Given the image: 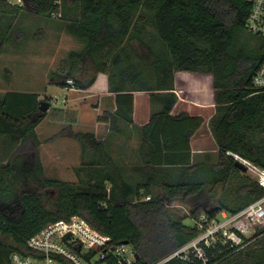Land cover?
Returning a JSON list of instances; mask_svg holds the SVG:
<instances>
[{
	"label": "trees",
	"instance_id": "16d2710c",
	"mask_svg": "<svg viewBox=\"0 0 264 264\" xmlns=\"http://www.w3.org/2000/svg\"><path fill=\"white\" fill-rule=\"evenodd\" d=\"M250 10V0H0V56L7 43L27 39L26 29L13 24L23 13L46 19L59 14L63 28L86 42L83 50L70 53L65 73H54L50 82L88 89L100 72L107 73L109 90L116 93L117 108L105 118L112 132L121 131L120 120L133 123L134 91H149L159 105L140 129L135 148L140 163L129 169L136 178L94 132L62 130L80 142L81 164L90 168L93 179L79 184L45 176L36 128L47 111H40L39 94L7 92L0 100V135L19 144L0 167V264H11L12 253L27 249L28 240L48 224L73 216L115 243L127 241L142 264H158L199 235L186 218L235 213L264 196L256 180L244 178L235 191L224 188L218 205L212 203L232 172H242L235 155L264 168V91L253 86L264 39L252 43L244 34L258 36L245 28ZM177 71L213 76L215 106L222 114L213 129L214 163L193 158L192 137L204 117L172 113ZM175 201L188 204L190 216H176L170 209ZM204 250L206 264H218L244 249L217 244ZM162 264L203 262L175 257Z\"/></svg>",
	"mask_w": 264,
	"mask_h": 264
},
{
	"label": "rangeland",
	"instance_id": "374dc122",
	"mask_svg": "<svg viewBox=\"0 0 264 264\" xmlns=\"http://www.w3.org/2000/svg\"><path fill=\"white\" fill-rule=\"evenodd\" d=\"M12 1L14 3L19 2L17 0ZM13 22L15 26L19 24L28 32L27 41L22 50H24V56L28 57L29 62L33 60V64L29 65L28 70L27 63L25 64L22 60L17 67L13 68L10 65L6 67L8 69L0 71V92L5 93L10 89L15 91H36L42 95L43 100H51L52 106L48 109L46 117L36 128L40 139L38 150L44 166L45 176L53 180L84 184L87 180H92L93 178H89L90 168L81 164L82 146L79 141L62 135V130H66L70 126V122H67L66 119L72 118L74 120L79 112L77 111L76 115L73 107L60 109L63 107L62 100L65 99L68 91L54 85V83L50 82L49 84V81L54 73L58 71L65 73L67 70L66 64L68 68L70 66V53L83 50L86 47V42L76 37L73 39L65 33V29H60L63 24L65 26L66 21L59 14L54 15L51 19H46V17L40 15L35 16L23 13ZM244 34L252 43L259 44L262 41L259 36L252 35L247 31H244ZM56 35H58L57 39L55 38ZM7 44V46H10L9 43ZM8 52L10 51H7L6 58L9 56ZM184 74L188 77H185ZM184 74L180 71L177 76L183 98L180 101L179 108H187L193 114L201 112L205 119L203 128L199 130L196 136L197 153L195 154V161L202 160L214 163L218 159V144L213 129L215 121L222 114L217 112L215 106L213 76L192 71H184ZM71 97L74 101H79L72 95ZM195 101L199 102V104ZM201 104H205L207 107L205 105L201 106ZM71 127L73 130H90L80 124L71 125ZM109 137L112 138L113 135ZM18 144L19 142L13 137L5 134L0 135V167L8 161ZM136 145L137 142L135 141L130 143L127 152H120L116 149L111 150L116 162L126 169L124 171L130 175V178L137 177L129 170L132 166L128 165V162L137 163L139 161V155L135 150ZM244 178L255 180V177L249 172H232L230 180L217 189L212 203L218 205L224 188L230 187L232 191H235L237 186L244 181ZM158 192L159 189L156 188L153 194L155 195ZM170 209L174 211L176 216H190L191 207L186 203L175 201L170 206ZM184 222L187 225L195 224V221L189 217ZM247 238L252 243L249 246L247 245L248 247L245 246L244 250L241 251L242 253H232L225 259L220 260L218 264H257L259 259L264 258V235L258 237L256 234H250Z\"/></svg>",
	"mask_w": 264,
	"mask_h": 264
},
{
	"label": "built area",
	"instance_id": "2783aa9c",
	"mask_svg": "<svg viewBox=\"0 0 264 264\" xmlns=\"http://www.w3.org/2000/svg\"><path fill=\"white\" fill-rule=\"evenodd\" d=\"M17 1L15 3H22V0ZM250 2L251 10L245 20V28L264 39V0ZM68 82L72 83V80ZM253 86L259 92L264 91V59L253 77ZM235 157L264 188V168L238 155ZM195 224L199 235L158 264L175 257L186 261L199 258L206 264L208 255L204 248L217 244L234 250L243 249L249 244L245 237L250 234L261 236L264 231V196L235 213L223 210L209 217L203 212ZM27 244V249L12 253L11 264H142L131 245L115 243L110 236L101 233L80 216L48 224Z\"/></svg>",
	"mask_w": 264,
	"mask_h": 264
},
{
	"label": "crops",
	"instance_id": "0c3cea01",
	"mask_svg": "<svg viewBox=\"0 0 264 264\" xmlns=\"http://www.w3.org/2000/svg\"><path fill=\"white\" fill-rule=\"evenodd\" d=\"M62 28L63 26L60 27V29L64 30V28L63 29ZM65 33L70 35L67 31H65ZM57 36L58 35L55 36L56 39L58 38ZM70 37L75 39V37L72 35H70ZM26 41L27 40H25L21 45H14V44L9 43L10 46H7L8 44L5 46L4 52L0 56V71L8 69L6 67H9L10 65H12L13 68L17 67L19 64H21L22 60L25 62V64L27 63L28 70H29V65L33 64V60L32 61L30 60L29 62L28 57L24 56L25 52L24 50H22V48L26 44ZM7 51H10V52H8L9 56L6 58ZM178 72L180 71L176 72V76H175L176 77V80H175L176 89L174 90L175 93L178 95V101L176 102L172 110V113L177 114L181 111H186V112H189L190 114H193L190 111H188L187 108H184V109L179 108L180 101L183 98H182V89L179 88V82L177 78ZM182 74H184V71H182ZM185 77H188V76L185 75ZM0 78H1V74H0ZM49 84H50V81H49ZM54 85L59 86L56 83H54ZM62 88L68 92L66 94L65 99L62 100L63 107L61 108L58 107V108L63 109L64 107H73L75 108L73 109V111H75L76 115H77V111L79 112L78 115L74 119L76 121H74L72 118L66 119L67 122H70V126L80 124L84 128H89L90 130H87V131L94 132L99 139L105 140L106 143L110 144L109 149L111 150L116 149L117 151H120V152L122 151L127 152L129 150V144L134 141L137 142V145L135 146V148L138 147V144L140 142L141 127L149 122L151 113L154 110L159 108V105L157 103L152 102L150 98L151 93L149 91H134V112H133L134 120H133V123H126L123 120H120L119 125L121 127V131L119 133H115L110 130V123L105 120L106 115L108 113L114 112L117 108L116 93L109 90V82H108L107 73L100 72L97 76L95 83L88 89H78L75 86L62 87ZM11 91L38 93L39 98L41 100L44 99L42 98V95L36 91H15V90L10 89L9 91H6L5 93L0 92V100L1 98H3V96L7 92H11ZM71 95L74 98H77L79 101L78 102L74 101ZM195 102L199 104V102L197 101ZM203 105L205 104H201V106ZM51 106H52V103L50 107ZM205 107L207 106L205 105ZM197 115L202 116L201 112L197 113ZM203 125L199 130L203 128ZM199 130L193 135L192 141H191L194 160H195V154L197 153L195 141L197 140L196 136ZM110 135H113V137L112 138L109 137ZM139 163H140V158L137 163L128 162V165L133 166Z\"/></svg>",
	"mask_w": 264,
	"mask_h": 264
},
{
	"label": "water",
	"instance_id": "95a60500",
	"mask_svg": "<svg viewBox=\"0 0 264 264\" xmlns=\"http://www.w3.org/2000/svg\"><path fill=\"white\" fill-rule=\"evenodd\" d=\"M51 102L48 100H41L40 102V111L41 112H46L50 108ZM235 165L241 169L242 171L246 172L247 168L246 166L240 161L236 160ZM123 243H127V241H124Z\"/></svg>",
	"mask_w": 264,
	"mask_h": 264
}]
</instances>
